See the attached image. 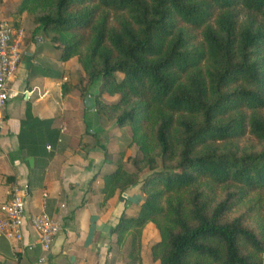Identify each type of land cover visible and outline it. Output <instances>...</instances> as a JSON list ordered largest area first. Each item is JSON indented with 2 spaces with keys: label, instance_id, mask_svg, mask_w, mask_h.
<instances>
[{
  "label": "trees",
  "instance_id": "obj_1",
  "mask_svg": "<svg viewBox=\"0 0 264 264\" xmlns=\"http://www.w3.org/2000/svg\"><path fill=\"white\" fill-rule=\"evenodd\" d=\"M16 12L100 79L97 112L130 128L135 168L104 176L105 199L149 170L137 215L113 229L117 243L130 235L128 264H142L148 222L159 264H264V219L253 204L232 214L264 189V0H19Z\"/></svg>",
  "mask_w": 264,
  "mask_h": 264
},
{
  "label": "crops",
  "instance_id": "obj_2",
  "mask_svg": "<svg viewBox=\"0 0 264 264\" xmlns=\"http://www.w3.org/2000/svg\"><path fill=\"white\" fill-rule=\"evenodd\" d=\"M12 11L2 0L0 20L21 27L24 35L11 96L0 107V203L16 187L24 192L25 214L21 243L0 235V264H128L130 235L117 243L113 229L121 217L137 215L147 170L138 183L116 189L107 199L104 176L118 164L133 170L139 150L130 142V128L97 112L100 79L84 80L76 57L61 60V48L36 34L39 29L25 13L13 19ZM115 98L103 94L106 101ZM37 214L62 225L44 253L38 244L23 247L37 238L29 222ZM157 241L158 230L148 222L141 233L142 264H159L150 249ZM42 254L46 259L39 263Z\"/></svg>",
  "mask_w": 264,
  "mask_h": 264
},
{
  "label": "built area",
  "instance_id": "obj_3",
  "mask_svg": "<svg viewBox=\"0 0 264 264\" xmlns=\"http://www.w3.org/2000/svg\"><path fill=\"white\" fill-rule=\"evenodd\" d=\"M24 35L21 27H16L7 20H0V107L11 96L10 79L14 75L21 57L20 43ZM24 192L13 188L8 200L0 203V235L13 242H22V225L24 222L25 202ZM30 225L37 233L34 242L23 245L24 249H32L39 245L42 253L50 249L51 243L61 230V224L47 215H32ZM42 254L39 263L45 262Z\"/></svg>",
  "mask_w": 264,
  "mask_h": 264
},
{
  "label": "rangeland",
  "instance_id": "obj_4",
  "mask_svg": "<svg viewBox=\"0 0 264 264\" xmlns=\"http://www.w3.org/2000/svg\"><path fill=\"white\" fill-rule=\"evenodd\" d=\"M6 3H8L9 4V7L12 8V10H13L12 11L13 19H15L16 17H18L19 15L22 14V13H17L16 12L17 11V6H18V3H19V0H6ZM0 6L2 7V0H0ZM23 13H25L26 18L29 21L33 22L32 19H31V17L26 12H23ZM83 33H84V37H87L88 31H84ZM36 34H38V35H46L41 29L37 30ZM117 75H118V77L121 76V74H119V73ZM84 80H87V77H85ZM239 143L242 146H247V145L253 146V145H256V140L253 137H251L250 135H246L245 137H243L239 141ZM132 165H133V169H134L135 167H134L133 161H132ZM145 169L147 170V174H148L149 173V170L147 168H145ZM247 204L248 205L249 204H253L254 207H255L254 208L255 209V212L253 213V215H254L253 219L254 218H257V219L262 218V219H264V189H259V190H256V191L251 192L250 195H249V197H248V200H246L242 204L238 205L235 208V211L232 214H235V213H237V212H239L241 210H245V208L247 207Z\"/></svg>",
  "mask_w": 264,
  "mask_h": 264
}]
</instances>
